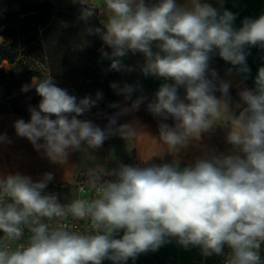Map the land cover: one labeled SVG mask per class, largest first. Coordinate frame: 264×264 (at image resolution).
Segmentation results:
<instances>
[{"label":"clouds","instance_id":"1","mask_svg":"<svg viewBox=\"0 0 264 264\" xmlns=\"http://www.w3.org/2000/svg\"><path fill=\"white\" fill-rule=\"evenodd\" d=\"M81 3L88 5L81 11L82 21L97 14L106 17L101 21L106 30L94 31L101 34L112 57L140 52L145 58L140 69L144 76L172 81L161 84L147 105L154 117L175 121L174 126L158 125L159 139L169 151L186 147L191 139H199L202 132L221 123L229 126L227 141L243 156L213 155L182 170L178 162L142 168L121 164L112 172L115 182H100L97 171L103 169H90L92 197H77L67 204H61L56 194L44 192L53 179L51 173L38 182L19 173L0 178V232L4 234L0 264H101L104 259L123 264L140 253L157 250L166 237H177L185 248L199 246L204 256L221 255L227 245L231 255L225 264H262L264 67L258 70L255 88L238 93L246 107L237 116L229 107V82L214 83L217 72L210 69L209 61L218 52L224 61L237 66L238 74L249 73L246 48H264V15L245 18L236 30L234 13L221 12L201 0H188L183 6L176 0ZM153 42H158L159 51L152 50ZM101 53L109 56L103 48ZM111 68L133 71L120 60H114ZM110 87L125 100L141 90L139 85L121 87L116 82ZM181 87L184 99L178 95ZM30 88H35L41 100L38 106H29V122H15V131L53 162L65 163L70 151L98 149L114 134L126 139L137 135L131 124L117 127V118L138 110L143 96L130 108L107 116L102 130L91 120L78 119L102 98L100 92L95 100L86 96L78 101L56 86L50 74L33 78L22 91ZM110 107L120 106L113 103ZM0 142L11 141L0 135ZM73 221H85L89 228L74 230ZM121 229L122 238H113ZM25 232L29 233L27 242L16 243Z\"/></svg>","mask_w":264,"mask_h":264},{"label":"trees","instance_id":"2","mask_svg":"<svg viewBox=\"0 0 264 264\" xmlns=\"http://www.w3.org/2000/svg\"><path fill=\"white\" fill-rule=\"evenodd\" d=\"M24 6L20 9V6ZM88 5L73 3L66 8H58L49 0H0V13L5 17L0 25V62L8 60L13 63L17 55L37 58L43 54L46 60H33V67L27 75L20 74L7 82L5 90L14 91L6 101L5 109L30 117L29 106H38L41 97L35 88L24 92V85H30L33 78L43 79L50 74L56 86L67 90L79 101L86 96L96 99L97 92L102 98L97 100L86 114L78 119L89 117L104 109L113 98L110 87L118 71H111L115 59L103 61L98 56V49L103 44L100 33L94 31L104 25L95 15L87 22L80 19L81 11ZM23 45L27 48L20 50ZM37 63H41L43 68ZM18 67L22 60L17 61ZM23 66V65H22ZM55 119V116H50Z\"/></svg>","mask_w":264,"mask_h":264},{"label":"crops","instance_id":"3","mask_svg":"<svg viewBox=\"0 0 264 264\" xmlns=\"http://www.w3.org/2000/svg\"><path fill=\"white\" fill-rule=\"evenodd\" d=\"M54 6L58 8H66L73 3H81V0H49ZM91 2V0H90ZM178 5L183 6L182 0H176ZM99 21L106 20V17L97 14ZM158 42H153L152 50L154 52L159 51L156 47ZM109 53L108 57H104L101 53V49ZM111 49L102 44L99 49L100 59L108 61L117 57L111 56ZM142 54L140 52L133 53L128 51L123 57H119L125 66L131 67L133 71H119L117 77L112 81L118 83L121 87L124 84L139 85V91H134L131 99L125 100L123 95H118L115 90L113 91V98L108 104H119L120 107L113 108L115 113L119 112L121 108L131 107L133 101L138 97L143 96L144 100L139 105L138 110L130 111L125 115H121L117 118V127L123 124H131L137 135L135 137L124 138L119 134L111 136L115 140V143L110 145L108 149L109 160L108 165H100V158L102 150L90 149L93 159L98 163V168L103 169L99 172L102 175H112L114 170H118L121 157H128L132 152L136 153V161L128 163V166L132 167H149L153 164H173L179 163V168L182 170L184 167L194 165L197 159H208L213 155H241L232 144L227 141V135L230 130L227 124L217 123L213 125L207 132H202L199 139H191L186 147L179 148L178 151H169L167 146L159 139V123H167L169 126H174L175 121L169 117L168 120H161L158 117H154L147 108V105L155 99V94L158 91L160 85L154 79H145L142 72H140L141 64L134 62V55ZM223 59H219L214 55L211 56L209 65L210 69H214L217 72V78L214 83L217 84L223 80L229 82V107L233 114L239 115L240 112L246 107L241 100L238 93L244 88L253 89L251 86L242 79V76L236 72V69L227 66ZM228 69H232L229 73ZM211 79V76L208 77ZM111 83V84H112ZM218 98L221 97V93L216 91L214 93ZM178 95L181 99H184L185 89L183 87L178 89ZM185 103L188 101L185 100ZM101 112V111H100ZM0 135H4V132L0 130ZM5 142H0V154L4 149ZM16 172L9 171L6 167L0 164V178H4L7 175H15ZM27 176L26 173H20ZM32 176H28L33 180H41L43 176L39 178L38 174L31 173ZM114 176V175H113ZM101 181V180H100ZM51 182H73V180L62 179V176L53 175ZM124 234V230L121 229L113 234V238L120 239ZM166 242L162 244L155 251H147V257H150L156 262V264H202V250L199 246L189 245L185 248L179 244L177 237H166ZM174 257L176 261L174 263ZM128 264V262H123Z\"/></svg>","mask_w":264,"mask_h":264},{"label":"rangeland","instance_id":"4","mask_svg":"<svg viewBox=\"0 0 264 264\" xmlns=\"http://www.w3.org/2000/svg\"><path fill=\"white\" fill-rule=\"evenodd\" d=\"M188 0H182L183 5H185ZM202 3H208L211 6L219 9L221 12L223 10L231 11L236 15V19L233 23V27L238 30L242 27V21L245 18L258 19L261 15H264V0H223L221 7L220 0H201ZM23 9L24 6H20ZM4 16L0 13V23L4 20ZM4 25H0V30ZM4 40V37L0 35V43ZM28 45H23L20 50L27 48ZM246 51L250 54L246 57V63L250 69L247 74H240L242 79L247 82L251 88H255V78L258 74L260 67H264V48L259 46L247 47ZM215 57L222 59L218 52L213 54ZM99 56V52H98ZM100 58V56H99ZM13 63H9L8 60H2L0 62V109H5L8 106V101L14 94V91L7 92L5 86L12 78L19 76L20 74L27 75L29 70L33 67V60H46L43 54H40L37 58H32L31 56L17 55ZM22 60V65L18 67L17 61ZM115 60L123 61L117 57ZM134 62L141 64L143 66L145 58L143 54L134 55ZM225 62L227 66H231L236 69L237 66H233L230 62ZM40 68L41 63H37ZM141 66V67H142ZM140 67V69H141ZM111 71L113 69L111 68ZM141 72V71H140ZM111 104H107L101 112L95 113L89 117L81 118L91 120L94 124L98 125L102 130L108 124L107 116L115 114ZM19 119H23L25 122H29L30 118L22 116L20 114L11 112H0V130L4 132L8 140L11 142H5L4 149L0 154V164L6 167L11 172L16 173H26L27 176H32L33 174H38L39 178L45 173H51L52 175L62 176L64 181L73 180L76 181H89L90 169L98 168V163L93 159V155L90 149L87 153L84 151H70L67 161L65 163L53 162L47 156L44 155L43 150L37 151L31 142L24 137H20L15 131V122ZM43 143V141H40ZM115 143L113 138H108L104 141L103 145L98 148L102 150L100 158V165H108V149L110 145ZM89 157H92L91 159ZM136 161V153L132 152L128 157H121L120 163L127 165L128 163H133ZM99 174L101 181L115 182L117 180L116 176L113 175H102ZM176 258L174 257V263ZM128 264H156L154 260L147 257L146 252L140 253L133 260L129 258L127 260Z\"/></svg>","mask_w":264,"mask_h":264},{"label":"built area","instance_id":"5","mask_svg":"<svg viewBox=\"0 0 264 264\" xmlns=\"http://www.w3.org/2000/svg\"><path fill=\"white\" fill-rule=\"evenodd\" d=\"M157 0H146V3L151 4L155 3ZM145 79H154L156 82L161 85L165 82L172 83L171 80L165 81L163 78H155L152 76H144ZM33 180V179H32ZM40 180H33V182H38ZM103 182V181H100ZM45 193L56 194L58 197V201L61 204L70 203L72 199L77 197H88L91 198L93 193L90 188L89 181H76V182H48L47 187L44 190ZM72 226H74V230L78 231H86L89 228V225L85 221H73L71 222ZM3 233L0 232V238L3 237ZM29 233L25 232V236L21 239V241L16 243H26L28 239ZM231 255V249L225 245L223 248V254L212 256H204L202 254V264H225L226 258ZM260 256L262 264H264V244L261 245L260 248ZM101 264H113L111 260L104 259Z\"/></svg>","mask_w":264,"mask_h":264}]
</instances>
